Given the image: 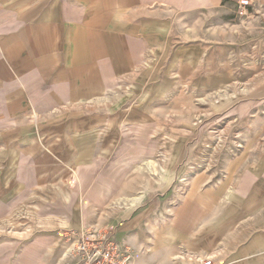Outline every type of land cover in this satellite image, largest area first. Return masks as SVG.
Returning a JSON list of instances; mask_svg holds the SVG:
<instances>
[{
  "label": "crops",
  "instance_id": "0c3cea01",
  "mask_svg": "<svg viewBox=\"0 0 264 264\" xmlns=\"http://www.w3.org/2000/svg\"><path fill=\"white\" fill-rule=\"evenodd\" d=\"M231 6L0 0V264L107 226L131 264H264V35Z\"/></svg>",
  "mask_w": 264,
  "mask_h": 264
},
{
  "label": "built area",
  "instance_id": "2783aa9c",
  "mask_svg": "<svg viewBox=\"0 0 264 264\" xmlns=\"http://www.w3.org/2000/svg\"><path fill=\"white\" fill-rule=\"evenodd\" d=\"M239 7L246 11L250 0H239ZM115 227H85L66 231L62 264H131L135 258L132 250L116 238ZM201 264H212L205 260Z\"/></svg>",
  "mask_w": 264,
  "mask_h": 264
},
{
  "label": "rangeland",
  "instance_id": "374dc122",
  "mask_svg": "<svg viewBox=\"0 0 264 264\" xmlns=\"http://www.w3.org/2000/svg\"><path fill=\"white\" fill-rule=\"evenodd\" d=\"M238 1L239 0H232V3L235 4V7L231 6L232 11L229 12L228 15L220 14L219 20H229L231 28H234L237 34L240 33L241 35L244 34L245 36H249L251 51H258L259 48L256 38L259 35H264V12L258 10L259 8L257 6L255 7V5L258 4V0H250L251 4L247 7L246 11L239 7ZM248 23L250 24L248 25ZM220 26L223 25L220 24ZM241 46L242 44H239L240 49ZM189 142L190 146L198 144L207 151L217 149L219 151L232 153L234 150H239L241 148L240 141H237L233 138L227 139L221 134V131L214 133L207 139H194ZM207 158L210 157L207 156L204 159Z\"/></svg>",
  "mask_w": 264,
  "mask_h": 264
}]
</instances>
